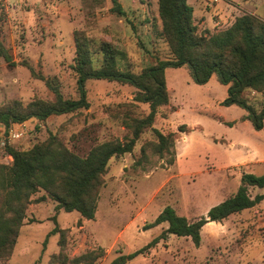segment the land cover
<instances>
[{"label":"rangeland","instance_id":"374dc122","mask_svg":"<svg viewBox=\"0 0 264 264\" xmlns=\"http://www.w3.org/2000/svg\"><path fill=\"white\" fill-rule=\"evenodd\" d=\"M117 1L121 14L111 0H0V109L14 102L22 107L36 100L53 102L51 86L63 98L78 97L75 31L89 40L94 67L101 64L102 40L111 44L122 70L139 73L158 59L172 60L158 0ZM187 3L199 34L224 30L243 14L264 21V0ZM164 81L168 102L158 107L153 125L142 131L131 152L108 161L94 218L56 210V201L39 189L30 197L11 256L0 264H51L60 250L67 264H113L161 234L166 222L148 225L165 206L193 221L233 194L243 172L264 173V121L256 129L244 108L224 102L228 84L216 73L195 82L186 65L165 67ZM85 91L88 108L27 119L21 138L0 145V164L12 161L5 156L8 146L28 149L50 135L85 156L101 142L125 141L131 136L125 122L149 111L147 103L134 99L137 89L128 83L90 78ZM244 95L256 108L263 101L251 90ZM153 128L173 132L171 153H157ZM249 192L264 193V187ZM55 226L58 230L50 232ZM123 264H264V201L207 222L197 246L190 237L168 234Z\"/></svg>","mask_w":264,"mask_h":264},{"label":"trees","instance_id":"16d2710c","mask_svg":"<svg viewBox=\"0 0 264 264\" xmlns=\"http://www.w3.org/2000/svg\"><path fill=\"white\" fill-rule=\"evenodd\" d=\"M111 1L114 10L123 13L118 1ZM192 15L193 9L187 0H158L162 34L174 58L158 59L139 73L119 69L115 50L104 40L100 42L101 64L94 67L93 56L88 47L89 40L81 32L75 31L73 69L78 97L63 98L56 86H51L55 95L53 102L36 100L26 107L14 102L7 108L0 109V123L8 129L11 124L22 123L31 117L45 120L51 114L88 108L85 81L90 78L128 83L137 89L134 99L149 106L145 116L130 118L125 122L131 128L129 138L125 141L111 139L101 142L93 146L85 156L72 152L53 135L28 149L7 147L6 151L11 155L12 161L0 164V261L11 256L30 197L39 189L45 190L56 201V210L62 208L67 212L77 211L83 218H94L108 161L113 156L131 152L142 131L153 125L158 107L168 102L164 81L165 67L186 65L194 81L198 83L206 82L216 73L220 82L228 84V97L224 102L244 108L247 112L244 117L251 120L256 129L263 126L264 21L254 15L243 14L226 29L206 35L197 32ZM3 57L11 62L7 53ZM39 77L44 79L41 75ZM247 90L262 94L263 101L258 108L244 95ZM179 130H184V126H179ZM153 131L157 138V153H171L173 132L164 134L156 128ZM255 186L264 187V173L243 172L240 184L233 194L210 207L206 215L193 221L178 215L171 206H165L154 222L148 225L166 222L167 227L161 234L142 248L119 256L113 264H123L136 257L168 234L190 237L196 246L199 245L201 228L207 222H220L264 200V193L253 196L250 194L249 188ZM57 230L55 226L50 232ZM59 245L60 249L64 248L63 239L59 240ZM67 263L61 250L51 256V264ZM84 264H91V261Z\"/></svg>","mask_w":264,"mask_h":264},{"label":"built area","instance_id":"2783aa9c","mask_svg":"<svg viewBox=\"0 0 264 264\" xmlns=\"http://www.w3.org/2000/svg\"><path fill=\"white\" fill-rule=\"evenodd\" d=\"M23 125H24V123H19L15 127L14 126H11V127L9 126L7 131H6V135H4L2 137V139L0 140V145H5V143L7 141L16 140V139L21 138V136L23 134V131H22L21 127ZM5 156L10 157V154L7 153Z\"/></svg>","mask_w":264,"mask_h":264},{"label":"crops","instance_id":"0c3cea01","mask_svg":"<svg viewBox=\"0 0 264 264\" xmlns=\"http://www.w3.org/2000/svg\"><path fill=\"white\" fill-rule=\"evenodd\" d=\"M26 121H24V122H22V123H25ZM19 123H13V124H11L10 125V127L11 126H16V125H18ZM6 131H7V128H6V126L3 124V123H0V137H1V135H3V134H5L6 133ZM262 201H264V200H262Z\"/></svg>","mask_w":264,"mask_h":264}]
</instances>
